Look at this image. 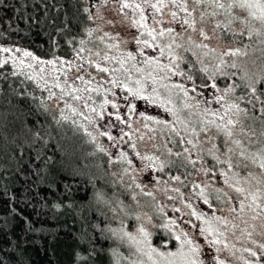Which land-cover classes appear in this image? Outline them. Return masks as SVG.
<instances>
[{
  "label": "trees",
  "instance_id": "obj_1",
  "mask_svg": "<svg viewBox=\"0 0 264 264\" xmlns=\"http://www.w3.org/2000/svg\"><path fill=\"white\" fill-rule=\"evenodd\" d=\"M149 1L0 0V49H11L7 53L0 52V61L8 60L7 64L0 66V264H129L113 234L120 225H128L134 215L136 218L133 209L136 201L131 191L123 186L132 175L133 167L123 157L124 153H119L115 159V156H107L102 147L98 148L97 144L106 145L107 139L85 131L91 128L85 124L87 119L81 114L77 102L84 106L85 103L93 105L98 111L104 98H113V93L130 96L124 85L136 88L138 79L151 81L149 73L156 77L157 93L152 91L145 95L153 96L156 102L142 101L145 109L156 112V115L146 113L144 118L150 116L153 119L144 121L151 124L155 133L156 130L159 132L152 136L153 145L149 151L154 156H150L153 164L163 161L162 168L157 169L159 177L186 179L182 183L189 189L195 188L196 182L190 183V180L200 171V178L216 179L223 187L231 184L230 177H236L237 181L245 177L252 179L251 176L260 170L256 162L249 160V155L257 148H264V136L261 135L264 131V88H261L264 83L261 79L264 77V44L257 37L249 39L246 33L233 36L222 28L216 29V21L225 22L223 15L200 22L197 12L194 13L197 31L186 27L177 31L181 27L176 22L170 27L175 29L176 44L181 45L173 48L178 57L174 63L168 50L161 56L159 48H145L140 62L138 57L135 61L127 60V53L135 55L140 46L134 43L122 48L120 35L112 31L116 22L105 20L103 10L108 7L102 6L113 3L118 9L128 3L132 5L130 13L139 19L140 10L134 6L140 4L149 27L157 31L169 28L156 22L154 14L159 12L150 6L153 3ZM189 7H192L191 0ZM168 8L177 11L178 17L184 16L171 3ZM103 21L108 24L106 27ZM242 27L239 21L231 25L236 33ZM200 28L207 35L218 38L222 45L219 51L229 48L246 51V55L225 57L239 65L235 69L224 68L228 76L213 75L215 62L200 55V50L189 43V39L205 43L199 35ZM138 38L150 39L146 34ZM158 42L163 45L168 40L163 38ZM134 46L138 48L132 49ZM25 51L31 52L38 60H55L56 63L38 64L31 57L23 56ZM146 57L158 58L159 63L169 65L170 70L160 71L155 65H146ZM21 60H32L38 68L29 67V61L21 64ZM200 60L204 61L203 65ZM205 65L208 72L201 71ZM97 66L108 71L100 72ZM181 72L184 75H180ZM81 76L84 82L79 79ZM56 77L62 86L66 82L81 89L73 95H80L83 99L74 100L63 95L60 88L54 87ZM113 79L121 81V86L113 88ZM87 81L91 83H85ZM213 83L220 91L218 95L203 94L207 105L217 103L215 97L224 95V89L234 86V91L218 103L215 111L195 95L187 98L173 87L182 84L190 93L196 86L207 85L206 89ZM95 87L103 90L84 91ZM143 87L150 90L148 85ZM49 90L55 93L51 98ZM197 90L204 92V89ZM188 102L193 106L192 110ZM226 102L237 103L242 110L238 116L230 114L234 121H240L232 129V139L241 142L239 147L215 126L208 125L210 120L221 123L219 116L213 113L223 115ZM204 107L207 112L201 109ZM165 108L172 111H165ZM72 109L76 110L75 113ZM110 110L107 104L102 112ZM154 124L157 125L153 127ZM206 127L208 130L202 131ZM135 134H128L133 143L137 139ZM142 155L147 157L149 154ZM207 187L209 190L204 188L205 195L202 194L208 200L207 209L239 210L235 206L238 199L230 196L235 193H224L223 188L219 191L211 184ZM139 196L144 194L139 193ZM230 202L235 203L234 206ZM123 207L132 210L120 216L117 223L113 212L118 213ZM157 212L165 215L161 209ZM158 213L154 214L153 210L154 217L160 219ZM168 234L157 229L152 235L153 243L159 247H167L169 242L172 245L175 238ZM261 241L263 239L254 243L258 245ZM255 248L260 253L257 255L264 259L263 249Z\"/></svg>",
  "mask_w": 264,
  "mask_h": 264
},
{
  "label": "rangeland",
  "instance_id": "obj_2",
  "mask_svg": "<svg viewBox=\"0 0 264 264\" xmlns=\"http://www.w3.org/2000/svg\"><path fill=\"white\" fill-rule=\"evenodd\" d=\"M154 1L150 0L149 3L154 4ZM164 2L167 6L163 7L159 13H155L154 16L156 18L154 19L162 23L164 26L169 28L174 27L175 22L171 17L172 11L168 8L169 0H164ZM102 7H108L107 10H103L106 15L105 20L109 23L116 22V26L115 28L112 27V31H114L113 33L120 35L119 42L122 48L126 49V46H129V44L136 43V38L141 35L142 29L133 26V21L139 19L134 17L132 12L130 13L131 8L117 9V4L113 3L103 5ZM124 10L128 13L127 16L124 15ZM103 23L105 27L108 25L104 21ZM182 30V28H179L177 31ZM212 35H208L209 39L205 40V44H207L209 48H216L219 50L222 45L218 42V38L213 37ZM133 48L136 49L138 47L134 46L132 49ZM135 55L140 62V55L138 52L135 53ZM23 61H29V65L37 67V63L32 60ZM138 65L140 64H137L136 66ZM151 82L152 80L148 82L147 79L146 81H143V86L148 85L150 88V90H146V87H144V95L147 94L146 92H152L154 88L156 89L157 84L154 83L151 85ZM194 88L195 91L190 93L187 91V98L190 96L193 98L192 96L195 95L203 101V104H205L206 107L211 108L213 111L219 107L218 103H215L214 101L212 105H207L203 96L205 93L207 95L210 94V96L218 95L216 89L211 88V86H208L206 89L205 86H202V88L196 86ZM197 88L204 89V92L200 93ZM101 90H103V88H101ZM155 93H157V91H155ZM125 97L119 94H115L113 98L106 97L109 101L115 102L119 105L118 114L121 117L120 120L115 118L117 115V109L113 108L111 103H109L111 110L102 112L101 118L96 113L90 111V108H93V105L90 102L89 104L92 106L88 105V107H85L80 101L77 102L81 114L90 118L87 119V123L85 124H89L91 129L85 131L88 133L91 131L93 134H100L107 139L106 145L98 143V148L102 147L107 156H115V159H117L119 153H124L123 157L127 159L133 167L130 171V174L132 175L129 176L127 183L124 182L123 186L131 191V194L136 201V206L133 207L136 211V218H134V215L128 225H120L119 228L114 230L115 233L113 234L121 245L124 253L123 257H125L129 264H164L162 258L156 253H151V258H149V244L141 242L143 241V236L138 231V229L143 228L150 234V247L155 248L157 252H179L181 241L185 238L184 234H186L188 239H191L200 247L201 251L198 258L203 264H217V258L224 261V264H245L246 261H250L252 264H264V259H261L259 255H257L255 259V257L251 256L248 251H245V249L255 251V247L264 244V212H260L259 215H256L251 209L245 207L244 212L241 213L239 202L244 199V196L235 191L236 187H243L246 190L245 195L249 191H258L264 196V169L260 168V170H257L254 175L251 176L252 179L245 177L243 180L237 181V179H234L236 177H230L229 180L231 184H227L223 187H220V183L216 179H205L203 176L200 178V171L198 172V175L195 174L192 177V181L190 180V183L196 182L195 188L189 187V189H187L186 184L184 185L182 183L186 179L182 180L180 177L179 179H176L177 176L172 177L171 179H163L159 177L160 171L157 169L162 168L163 161L158 160L159 162L157 161V164H153L151 160L144 159V154L142 155V153H148L149 155H147V157L153 156V154L149 152L153 145L152 136L157 135L159 132L156 130L155 133V131L150 128L151 124L145 122L147 120L144 116L146 113L156 115V112L154 110L145 109L142 99L128 96L127 100H125ZM181 100L183 101L182 98ZM133 104L135 105V111H130L129 107ZM188 104L192 110L193 106H191L190 102H188ZM206 107L201 109L207 112ZM101 111L102 110L98 107L97 112ZM156 125L157 124H154L153 127ZM133 132L137 133L135 134ZM128 134L130 136L135 134L134 137L137 139L134 143ZM109 136H111L112 139H109ZM260 149L257 148V150L254 151L255 155L253 153L249 155V160L253 161V159H255V162L258 165L260 163ZM215 177L217 178V176ZM208 184H211L213 188H217L219 191L223 188L224 193H235V195L230 194V196H234V198L238 199V203H236L235 206L238 207L239 210L228 211L225 210V207H221L222 209L215 207H212L210 210L207 209L206 203L204 202L205 198L203 196L205 194L202 195L201 193H203L204 188L209 190L207 187ZM187 190H189V192H187ZM139 193L144 194V196H139ZM250 202L249 198L245 201V204L247 205ZM258 203L264 207V198L259 200ZM234 204L235 203H232L233 206ZM121 209L122 210L118 213L113 212L116 216L117 223L120 221V216L123 217L126 215V211L129 212L132 210L130 207H127L126 209L123 207ZM160 209L163 210L162 213H165V215H159L157 211ZM176 209H179V211H176ZM153 210L154 214L158 213L160 219L154 217ZM193 210H195L197 214H202V219H197L196 216H193L191 214ZM253 216H256V218L253 219ZM216 217H219L220 219L217 220ZM205 221H209V223H205ZM165 225H168V227L166 228ZM258 225L259 227H257ZM159 228L163 231H167L169 237L175 238L176 236H180L181 239H175L172 242V245L169 242L167 247L156 246L153 243L152 235L153 232ZM201 228H211L214 231L202 234L200 232ZM219 233H223V235L220 236ZM249 233H251V235H249ZM214 238L220 239L221 243L210 247L208 241ZM262 239L263 241H261V244L256 245L254 243L255 240L259 241ZM225 245H227V247H225ZM217 249H219V251H217ZM184 251H188L187 246H185ZM256 253L260 254L259 252ZM257 257L259 258L258 260ZM172 259L175 260L176 264H183V259L179 255Z\"/></svg>",
  "mask_w": 264,
  "mask_h": 264
},
{
  "label": "snow or ice",
  "instance_id": "obj_3",
  "mask_svg": "<svg viewBox=\"0 0 264 264\" xmlns=\"http://www.w3.org/2000/svg\"><path fill=\"white\" fill-rule=\"evenodd\" d=\"M169 3H171V5L178 9L180 12L184 13L183 17H178L177 15V11H172L171 12V17L172 20L176 23H178L180 25L181 28H185L186 29H191L192 31H197V21L195 19L194 13H197L199 11V19L200 22H205L207 19L209 18H215L217 16L223 15L225 17V22L222 24L220 21H216L215 23V28L216 29H224L228 32H231L233 36H243L245 35V33L247 34L248 38L251 39L253 37H257L260 40L261 44H264V0H191V4L192 7H189V0H169ZM153 9H156V11H160L163 7H166L167 5L165 4L164 0H157V3L151 4L150 5ZM132 7V5L128 4V3H123L122 4V8H129ZM135 9L140 10V18L139 20L133 21V26L134 27H138L140 29H143V31L141 32V36L143 35H147L148 38L150 39H140V38H136V44L139 47V52L138 54L143 56L144 55V49L145 48H159L160 51V55L163 56L165 54V50H168L169 54L172 56L173 58V63L175 62V60L178 59V57H176L175 53L173 52V48L174 47H181V45L176 44V35H175V29L174 28H167V29H160L159 31H157L155 28H151L148 26V24L146 23L147 17L144 16L143 14V9L141 8L140 4H136ZM211 9V11H208L207 9ZM203 9V10H200ZM239 21V23L243 26L241 31L239 33H236L232 28L231 25L235 22ZM157 23H159V21H156ZM199 35L203 38V40H208L209 36L207 35V33L204 31L203 28L199 29ZM163 38H167L168 43H165L163 45H161L158 41L163 39ZM83 43V41L81 42ZM189 43L193 44L194 47L196 49L200 50V55H202L205 58H208L209 61H214V65H213V75H215L216 73H219L220 75L223 76H228L229 73L224 71V68H238L239 65L236 63L235 60L229 62L225 59V57H238L241 55H246V51L244 49L241 48H235V49H226L223 51H219L216 48H209V46L203 42L200 43H195L194 41H191L189 39ZM247 47V46H246ZM83 49H81L82 51ZM11 49L9 48H2L0 49V52H10ZM17 51H19V49H17ZM196 54V53H194ZM23 56L25 57H31L33 60H36V62L38 64H50V65H55L56 61L55 60H48V61H41L38 60L36 57H34L32 55L31 52H27L25 51L23 53ZM107 59V57H105ZM126 59L130 60V61H135L136 60V55H134L132 52H128L126 55ZM199 59V56H198ZM13 60H15V58H13ZM8 60L5 59L3 61H0V66H2L3 64H7ZM20 63L22 64L23 61L21 60ZM63 63V62H62ZM120 63L123 65L124 61L121 60ZM144 63L146 65H155L160 71H164L165 69H169L170 70V66L169 65H161L159 63L158 58H154V57H146L144 60ZM200 63L203 65L204 61L200 60ZM29 67H31L32 65H28ZM72 65L69 63V67H71ZM133 67H135V65H133ZM98 70L100 72H107L108 69L107 68H100L99 66H97ZM138 72L142 71L141 69H136ZM44 69L41 68V72H43ZM201 71L203 72H208V66L205 65L204 67L201 68ZM180 75H184V73H179ZM149 77L152 79L153 83L156 82V77L152 76L151 73L148 74ZM232 75H235V73H233ZM247 74L245 73V76ZM34 77H29V79H33ZM210 79L212 77H209ZM242 79H244L245 77L242 76ZM56 83L54 84V87L56 88H60L61 89V93L63 95H69L72 97V99L74 100H81L83 99L80 95H73V93L75 92H80L81 89L78 88H73L71 85H67L65 82V86H62L58 81H59V77H56ZM79 79L84 82V78L81 76L79 77ZM188 79H192L191 76L188 77ZM262 80H264V77L261 78ZM85 83H91L90 81H87ZM46 86L47 83L45 82ZM111 84L113 86V88L115 87H119L121 86V81H119L118 79H113L111 81ZM135 84L138 86L136 88L124 85L125 90L127 91V93L136 98V99H143L148 103H155L156 102V98H154L151 95H144V87H143V81L142 80H136ZM174 88L178 89L180 92H183L185 96H187V89L184 87V85L182 84H176L173 86ZM205 87H207V85H205ZM70 89V90H67ZM211 88L216 89L217 91H220V89L217 88V85L215 83H213L211 85ZM261 88H264V83H261ZM101 89L99 87H95V88H86L84 89V91H88V92H99ZM193 91H195V88L192 89ZM105 91H109V90H105ZM156 89H153V92L155 93ZM234 91V86H229L226 89H224V95H220L215 97V100L217 103H220L221 101L225 100V96L228 95L229 93H232ZM253 93H255L256 89L253 87L252 88ZM50 93V98L51 96H54L55 93L51 92V90H49ZM262 94H264V92H262ZM113 95H115V93H113ZM127 96L124 98L125 100H127ZM88 99H91V96L88 97ZM240 99H243V97H240ZM171 101L169 100V103ZM111 103L113 108L117 109V115H116V119L120 120L121 117L118 114L119 111V105L116 104L115 102L109 101L106 97L104 99L103 104H101L99 107L101 110H103L104 106ZM160 106L163 107L164 103L161 102ZM187 106V105H186ZM70 107V106H69ZM85 107H88L87 103H85ZM130 111H135V105H130L129 107ZM72 111L75 113V109H72ZM90 111L93 113H96L98 116H100L102 118V111L101 112H97L96 108H90ZM165 111H169L171 112L172 109L170 108H165ZM206 111H208L206 109ZM242 110L240 109L239 104L237 103H227L225 104V109H224V114L220 115L219 113H213V115H217L219 116V119L221 121V123H217L215 120H210L208 121V125H212L215 126L216 129H218L219 131H222L224 133V135L226 137L229 138V140H231V142L235 145H237L238 147L240 146L241 142L239 140H234L232 139L234 133L232 131V129L236 126V124L240 123L239 120H233L232 118H230V114H235V115H239V113ZM175 114V113H173ZM143 115V114H141ZM226 117H228L226 119ZM86 119H90L89 117H86ZM145 119L148 120H152L153 118L148 116L145 117ZM156 123H163V121H156ZM208 130L207 127L205 129H202V131H206ZM90 134V133H89ZM103 134V133H102ZM261 135L264 136V131L261 132ZM109 139H112L111 136H109ZM189 143H191V141H189ZM103 150V149H101ZM229 151H232V149L230 148ZM123 156V154H121ZM241 155L243 156L244 153L241 152ZM255 155V154H254ZM144 159L147 160H152V157H144ZM259 167L261 169H264V148L260 149L259 152ZM253 162H255V159H253ZM231 167V165H229ZM246 167V165H245ZM222 175H225V173H222ZM176 179H179V177H176ZM225 183H227V179L225 180ZM235 191L238 194H241L244 196V199L240 200L239 202V209L240 212L243 213L245 210V207L251 209L253 212L256 213V215H259L260 212H264V207L261 206L260 203H258L259 200H261L262 198H264V196H262V194L260 192H247L243 187H236ZM203 194V193H201ZM250 198V203H248L247 205L245 204V201L248 200ZM204 202L207 204L208 200L207 198H205ZM211 207V205H209ZM190 207V205H189ZM259 210V211H257ZM176 211H179V209H176ZM233 211H235V209H233ZM193 216H196L197 219H202V214H197L195 210L192 211L191 213ZM253 219L256 218V216L252 217ZM217 220H219V217H216ZM174 223V222H171ZM205 223H209V221H205ZM165 227L167 228L168 225H165ZM138 231L140 232V234L143 236V241H141L142 243H146L149 244V258H151V253H156L159 257L162 258V260L164 261V264H176L175 260L172 259L174 257H176L177 255L181 256L183 259V264H203V262L201 260H199V253L201 251L200 247L198 245H196L191 239L187 238V235L184 234L185 238L181 241V245H180V250L179 252L173 253V252H169V253H164V252H157V250L155 248H151L150 247V243H149V233L146 232L143 228L138 229ZM214 230L211 228L205 229V228H201L200 232L203 234L205 232H213ZM127 235V234H126ZM220 236L223 235V233H219ZM249 235H251V233H249ZM131 238V237H130ZM175 239L180 240L181 237L180 236H176ZM221 240L218 238H214L210 241H208L209 246H214L217 244H220ZM185 246H187L188 251L185 252L184 248ZM225 247H227V245H225ZM261 249H264V244L259 246ZM217 251H219V249H217ZM245 251H248L249 254L253 257L257 256V253L255 251H251L249 249H245ZM259 258L257 257V260ZM217 264H224V261L219 260L217 258ZM245 264H252V262L250 261H246Z\"/></svg>",
  "mask_w": 264,
  "mask_h": 264
}]
</instances>
